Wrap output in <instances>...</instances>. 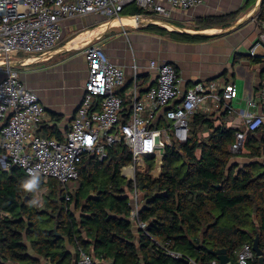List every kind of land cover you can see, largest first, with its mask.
I'll return each mask as SVG.
<instances>
[{"label":"trees","instance_id":"trees-1","mask_svg":"<svg viewBox=\"0 0 264 264\" xmlns=\"http://www.w3.org/2000/svg\"><path fill=\"white\" fill-rule=\"evenodd\" d=\"M130 8L123 13H143L133 4ZM257 14L264 20V3ZM236 15L199 17L196 25L225 28ZM142 28L179 40L206 37L157 24ZM146 82L142 79V85ZM226 113L195 112L187 142L173 140L167 147L161 174L137 173L145 230L130 219L134 182L121 169L132 154L123 142L103 160L85 155L72 187L32 178L18 165L5 169L0 161V264H76L80 248L102 264H221L210 249L225 248L229 264H238L237 250L253 245L258 235L264 251V126L246 133L239 154L245 161L232 162L231 146L243 127L228 126ZM36 134L65 140L55 125L41 123ZM4 153L0 147V159ZM32 179L35 187L26 190ZM44 184L49 188L41 205L36 186ZM249 264H260L259 258Z\"/></svg>","mask_w":264,"mask_h":264},{"label":"built area","instance_id":"built-area-1","mask_svg":"<svg viewBox=\"0 0 264 264\" xmlns=\"http://www.w3.org/2000/svg\"><path fill=\"white\" fill-rule=\"evenodd\" d=\"M203 2L0 0V64L9 65L19 51L28 54L51 51L62 40L63 22L67 19L88 14L102 15L107 21L122 19L125 7L133 4L143 11L135 14L137 25L161 24V18L172 11L187 10ZM261 40L264 41V35L252 46V54ZM84 54L88 71L85 95L69 124L65 140L36 134L45 117V108L36 92L23 84L17 70L10 66L4 69L5 76L0 80V147L5 153L0 161L5 169L18 165L32 178L44 181L53 178L65 185L79 177L78 165L85 155L95 154L103 160L110 148L123 142L132 154V162L121 169L122 175L134 182L130 219L145 230L146 223L139 218L137 173L158 177L167 147L173 140L187 142L193 114L200 109L235 111L230 102L238 97V90L235 84L224 83L219 92L218 83L209 80L197 82L184 92L176 65L156 59L149 64L157 70L156 82L144 88L136 67L128 83L124 68L114 63L103 47L86 44ZM240 115L243 129L236 132L231 146L236 157L244 150L246 133L264 126V80L260 101L249 94L247 107L241 109ZM255 255L253 245L245 243L236 252L237 263L249 264ZM76 264L101 263L80 248Z\"/></svg>","mask_w":264,"mask_h":264},{"label":"crops","instance_id":"crops-1","mask_svg":"<svg viewBox=\"0 0 264 264\" xmlns=\"http://www.w3.org/2000/svg\"><path fill=\"white\" fill-rule=\"evenodd\" d=\"M263 3L264 0H204L193 8L175 10L164 17L182 28L166 27L170 31L206 36L196 40H179L171 35L136 28L135 25L122 24L101 29L108 21L99 14L74 17L63 22L62 40L51 51L40 54L19 51L13 56L10 67L17 70L23 84L38 95L45 108L41 123L55 125L64 139L85 95L88 76L84 54L86 44L103 47L109 58L124 68L128 83H131L136 67L138 77L147 81L143 84L144 88L156 82L157 70L149 66L152 59L176 65L184 92L200 81L215 80L219 92L224 83L235 84L238 97L230 102L235 111L228 112L224 108L213 112L198 111L216 116L227 112L223 118L227 125L242 127L240 111L247 107L249 94L260 101L264 80V41H260L254 54L250 51L264 35V20L259 19L257 14ZM125 8L131 10L130 5ZM254 11L256 13L249 17ZM233 12L237 13L236 19L229 27L238 25L230 30L229 27L198 28L196 25L199 17ZM122 15V19H133L127 16L135 14L126 12ZM78 39L80 47L73 43ZM62 42L66 43L61 46ZM5 68L0 69V80L5 76ZM142 198L143 192L139 206L142 205Z\"/></svg>","mask_w":264,"mask_h":264},{"label":"water","instance_id":"water-1","mask_svg":"<svg viewBox=\"0 0 264 264\" xmlns=\"http://www.w3.org/2000/svg\"><path fill=\"white\" fill-rule=\"evenodd\" d=\"M256 11H254L249 17L253 16L254 13H256ZM122 17H123V15H121V18ZM127 17H131V18L135 19V21L137 19L135 15L127 16ZM113 20H115V19H112V20L108 21L106 26L107 27H112L111 26V22ZM165 22H167V21H164V20L162 21L161 20V22H160L161 24L160 25H163L162 23H165ZM168 23H170V22H168ZM148 24H152V22H148ZM156 24H158V23H156ZM170 24L172 26L179 27V26L175 25L174 23H170ZM237 25H238V23H236L235 25L229 27L228 29L230 30V29L234 28ZM179 29H182V28L179 27ZM11 65H12L11 63L9 65H7V64H0V67H7V66H11ZM253 250H254L256 256L259 258L260 264H264V251L260 247V237H259V235L256 236L255 239L253 240ZM210 251L218 256V259L220 260L221 264H227L230 261V257H229V255L227 253V250L225 248L210 249Z\"/></svg>","mask_w":264,"mask_h":264},{"label":"rangeland","instance_id":"rangeland-1","mask_svg":"<svg viewBox=\"0 0 264 264\" xmlns=\"http://www.w3.org/2000/svg\"><path fill=\"white\" fill-rule=\"evenodd\" d=\"M162 19V21L164 20V21H167V22H169L168 20H170V19H166V18H161ZM137 24V23H136ZM145 25H143V24H138V25H135V27L136 28H141V27H144ZM114 27H116V26H114ZM73 38V37H72ZM64 43H66V42H62L60 45L62 46V45H64ZM71 45V44H70ZM60 46V47H61ZM240 162V163H242V162H244L245 161V158H243V157H240V156H237V157H234L233 159H232V162ZM39 179V178H38ZM45 182H47V181H45ZM73 186V182L71 181V182H69V187H72ZM48 185L47 184H44V185H42L41 187H38V185L36 186V191H37V198H39L38 200H39V204H41L42 205V195L45 193V192H47L48 191ZM142 192L140 191V194H141Z\"/></svg>","mask_w":264,"mask_h":264},{"label":"bare ground","instance_id":"bare-ground-1","mask_svg":"<svg viewBox=\"0 0 264 264\" xmlns=\"http://www.w3.org/2000/svg\"><path fill=\"white\" fill-rule=\"evenodd\" d=\"M122 24H125V25H137L135 20H133V19H128V18L115 19V20H113V21L111 22V26H119V25H122ZM162 24L164 25V27H167V28H169V29H173V28H174V27H173L170 23H168V22H165V23H162ZM105 25H107V24H105ZM104 28H107V26H104V27H102L101 29H104ZM99 29H100V27H99ZM80 39H81V38H80ZM78 41H79V39H78L77 41L73 42V43H74V46H77V45H78V47L81 46V45L77 44ZM73 43H70V44L73 45Z\"/></svg>","mask_w":264,"mask_h":264},{"label":"clouds","instance_id":"clouds-1","mask_svg":"<svg viewBox=\"0 0 264 264\" xmlns=\"http://www.w3.org/2000/svg\"><path fill=\"white\" fill-rule=\"evenodd\" d=\"M35 184H36V180L35 179H32L30 181H27L25 184H24V188L26 190H32L34 187H35Z\"/></svg>","mask_w":264,"mask_h":264}]
</instances>
